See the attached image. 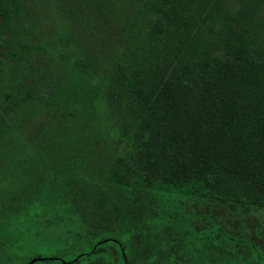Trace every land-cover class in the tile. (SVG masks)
<instances>
[{"label": "rangeland", "instance_id": "rangeland-1", "mask_svg": "<svg viewBox=\"0 0 264 264\" xmlns=\"http://www.w3.org/2000/svg\"><path fill=\"white\" fill-rule=\"evenodd\" d=\"M1 1L8 9L9 26L0 27V111L6 114L12 97H28L26 105L10 104L6 116L41 164L22 156L18 148L10 150L0 158V191L19 183L22 179L17 175L27 170L35 173L32 178L54 188L58 183L66 204H52L51 188L42 183L36 189L45 196L33 198L31 204L21 199L1 213L0 264H27L36 254L60 260L36 258L29 264H65L102 241L91 255L69 264H122L116 244L104 241L108 236L127 242L134 264H264V206L243 213L227 202L173 187L160 177H147L122 155L124 147L116 154L108 146L76 157L50 154L48 138L67 126L60 113L37 98L65 73L59 55L63 49L55 47L58 32L69 38L66 53L81 57L90 53L103 64L117 50L126 16L133 23L140 21L139 5L119 0L117 13L109 20L95 0ZM232 1L216 0V4ZM263 15L261 8L256 22ZM167 24V15L156 16L147 30L161 36ZM252 41L253 57L264 61V30L258 29ZM223 47L210 50L204 67L176 74L165 71L156 94L160 108L153 112L175 153L185 152L191 165L200 162L198 175L226 169L264 183V90L256 101H252L256 91L247 94L248 104L240 107L239 114L248 112L257 128L247 132L237 125L235 103L247 88L240 87L238 80L249 74L231 44ZM149 94V90L142 93L148 105ZM231 104L233 108L227 109ZM223 132L231 137L229 146L215 140V134Z\"/></svg>", "mask_w": 264, "mask_h": 264}, {"label": "trees", "instance_id": "trees-1", "mask_svg": "<svg viewBox=\"0 0 264 264\" xmlns=\"http://www.w3.org/2000/svg\"><path fill=\"white\" fill-rule=\"evenodd\" d=\"M95 1L103 6V12L109 20L116 15L119 0ZM132 1L133 5H139L140 21L133 23L126 16V23L119 32L117 50L103 64L102 59L99 61L96 55L90 53L85 57L66 53L69 38L62 31L58 32L55 47L63 49L59 55L65 73L58 84H53L37 98L46 107L60 113L64 126H67L61 134L54 132L48 138L50 143L47 144L52 147L50 154L76 157L89 150L94 153V150L104 146L110 147L116 154L120 147H124L122 155L147 177H160L173 187L188 188L193 193L227 202L232 209L243 213H248L252 207L264 206L262 181L248 179L226 169L206 170L198 175L202 168L200 162L191 165L185 152L175 153L173 147L167 144L168 138L159 129L157 116L153 112L160 108L156 94L162 87L165 71L176 74L185 68L204 67L211 49L231 44L239 55L241 66L249 74L238 80L240 87L247 88L238 95L239 102L235 103V116L239 117L237 125L247 132L257 129L249 113L243 116L239 111L241 106L248 104V95L253 96L256 91L257 94L252 98V101H256L264 90V61H256L253 57L256 49L252 41L258 29L264 30V15L259 18V22L255 19L259 9H264V0H234L227 5H217L216 0ZM6 8L0 0V27L4 30L9 26ZM160 15L168 16L165 34L161 36L147 30L148 22ZM144 90L150 91L149 105L142 97ZM29 97H32L31 94ZM27 99L25 96L12 97L6 114L0 111V158L3 159L11 153L10 150L18 148L22 156L38 161L40 167L41 158L31 151L6 116L10 104L16 101L20 106L28 102ZM228 108H233V104ZM215 140L224 146L231 144V137L226 132L216 133ZM210 142L208 139L205 144ZM34 174L22 171L17 175L22 179L19 183H10L7 191H0V214L6 213L7 208L12 210L21 199L31 204L33 198L45 196L36 189L42 183L51 188L49 196H54L52 204H66L63 202L65 193L61 192L58 183L54 188L45 180L40 182L32 178ZM23 180L26 182L22 183ZM60 195L63 198H59ZM104 241L116 244L122 264H134L129 261L127 242L111 236L104 237ZM101 244L103 241L88 250H81L65 264L77 261L81 256L91 255ZM41 256L36 254L32 258L53 262L60 260L54 256Z\"/></svg>", "mask_w": 264, "mask_h": 264}, {"label": "water", "instance_id": "water-1", "mask_svg": "<svg viewBox=\"0 0 264 264\" xmlns=\"http://www.w3.org/2000/svg\"><path fill=\"white\" fill-rule=\"evenodd\" d=\"M34 260H35V259L30 260L29 263H32ZM29 263H27V264H29Z\"/></svg>", "mask_w": 264, "mask_h": 264}]
</instances>
